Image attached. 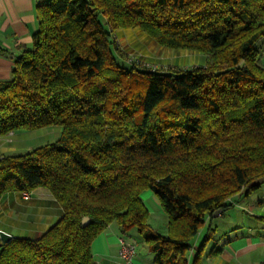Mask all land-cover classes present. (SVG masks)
Segmentation results:
<instances>
[{
	"label": "trees",
	"instance_id": "trees-1",
	"mask_svg": "<svg viewBox=\"0 0 264 264\" xmlns=\"http://www.w3.org/2000/svg\"><path fill=\"white\" fill-rule=\"evenodd\" d=\"M37 8L31 45L0 82V137L61 131L0 159V197L43 188L62 215L37 238L0 242V264H97L91 244L113 222L122 233L136 229L156 264H202L214 227L187 256L213 212L264 183V64L255 47L264 0H47ZM135 27L205 63L161 69L128 58L114 32ZM144 190L158 199L166 234L147 223Z\"/></svg>",
	"mask_w": 264,
	"mask_h": 264
},
{
	"label": "crops",
	"instance_id": "crops-1",
	"mask_svg": "<svg viewBox=\"0 0 264 264\" xmlns=\"http://www.w3.org/2000/svg\"><path fill=\"white\" fill-rule=\"evenodd\" d=\"M45 1L47 0H0V82L10 79L15 59L30 47L31 36L38 28L37 5ZM44 128L55 139L61 131V128ZM22 132L27 131L10 132L0 137V157L31 149L30 146L22 148L24 141L18 139ZM16 134L18 136L15 139ZM258 190H261L258 195L242 199L236 207L211 216L204 224L195 238L205 236L207 225L214 227L215 231L202 251V264H260L264 260V189L260 186ZM144 196L160 206L155 195L145 190L141 193V199L148 212ZM160 211L165 216L162 208ZM61 215V206L43 188L30 192L27 199L22 197V192L17 191L6 192L0 197V230L12 237L37 238ZM125 234L127 233H122L113 222L97 235L91 244L95 262L126 264L118 257V241ZM139 236L142 237L141 234ZM144 245L143 253H136L129 264H156L148 245ZM212 247L219 251L208 255ZM195 250L196 246L193 244L188 252V261L192 260Z\"/></svg>",
	"mask_w": 264,
	"mask_h": 264
},
{
	"label": "rangeland",
	"instance_id": "rangeland-1",
	"mask_svg": "<svg viewBox=\"0 0 264 264\" xmlns=\"http://www.w3.org/2000/svg\"><path fill=\"white\" fill-rule=\"evenodd\" d=\"M104 27L108 30L107 26ZM114 33L117 35L118 41L121 43V45L125 44L124 46L127 47L125 52L129 54L127 55L128 58L138 57L149 66H155L161 69H178L185 67H193L196 65H203L205 63L204 54L193 50L172 49L159 46L144 31L137 27L119 29ZM255 47L258 50L259 62L261 64H264V37H262L255 44ZM47 127L60 129V126L57 125ZM19 135L21 136L18 137V139L22 140V142L24 141V145H22V148H24V146H30L32 148L55 140V137L53 138L49 134L48 130L45 128L22 132ZM17 136L18 134H16L14 138L16 139ZM261 189H264V183L261 184ZM257 190L251 192L247 197L242 196L241 198L244 199L258 195L261 190ZM144 197L147 200L146 204L148 205L150 212V215H148L147 223L151 228L155 229L157 232L161 234H166V219L165 216L163 214L161 215L160 213V206H158L154 200H151L147 196ZM241 198H238L237 200H242ZM240 200L239 202H235L231 208H234L237 204H240ZM125 237L135 244L136 253H143L142 247L145 246V242L143 241L142 237L139 236V233L136 229H132L130 232L128 231V233L125 234ZM202 238L203 235H199L197 236V238H194L193 244L196 246V248H198Z\"/></svg>",
	"mask_w": 264,
	"mask_h": 264
},
{
	"label": "built area",
	"instance_id": "built-area-1",
	"mask_svg": "<svg viewBox=\"0 0 264 264\" xmlns=\"http://www.w3.org/2000/svg\"><path fill=\"white\" fill-rule=\"evenodd\" d=\"M30 192H22V197L27 199L29 198ZM119 248H118V257L119 259L126 264L132 263L133 258L136 255L135 244L127 239L125 235H122L119 238ZM260 264H264V260Z\"/></svg>",
	"mask_w": 264,
	"mask_h": 264
},
{
	"label": "water",
	"instance_id": "water-1",
	"mask_svg": "<svg viewBox=\"0 0 264 264\" xmlns=\"http://www.w3.org/2000/svg\"><path fill=\"white\" fill-rule=\"evenodd\" d=\"M1 158H2V156L0 157V159ZM221 211H222L221 209H218V210L214 211L212 216H217V214L219 212H221ZM88 221H89V218L87 216H85L82 219V224L85 225L86 223H88ZM11 239H12V236L10 234L0 230V242L5 243V242H8Z\"/></svg>",
	"mask_w": 264,
	"mask_h": 264
}]
</instances>
